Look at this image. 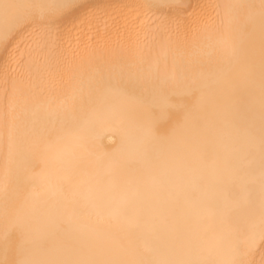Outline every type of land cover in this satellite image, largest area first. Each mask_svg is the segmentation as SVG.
Returning <instances> with one entry per match:
<instances>
[{"label":"bare ground","instance_id":"6f19581e","mask_svg":"<svg viewBox=\"0 0 264 264\" xmlns=\"http://www.w3.org/2000/svg\"><path fill=\"white\" fill-rule=\"evenodd\" d=\"M8 2L45 7L0 23V113L6 80L26 97L0 236L71 259L229 258L260 212V154L245 137L253 127L258 145L260 0ZM238 4L256 6L254 23L227 7ZM120 61L151 78L110 70ZM7 152L0 138V181ZM251 259L264 264L259 242Z\"/></svg>","mask_w":264,"mask_h":264},{"label":"snow or ice","instance_id":"6c2138e0","mask_svg":"<svg viewBox=\"0 0 264 264\" xmlns=\"http://www.w3.org/2000/svg\"><path fill=\"white\" fill-rule=\"evenodd\" d=\"M44 5L34 3H10L8 0H0V23L5 28L12 24L22 23L24 21L34 18L33 10L43 8ZM57 8L68 7L67 0L55 5ZM228 8L248 9L247 19L255 22L254 5H228ZM259 23L262 32H264V0L259 2ZM43 18V14H41ZM47 47V46H45ZM44 50H41L43 55ZM120 75L135 74L137 77L151 78V70L145 69L141 64L133 65L127 61L118 62L112 69ZM174 78V77H170ZM8 81H5V89L3 101L5 109L0 113V138H3L7 144V163L5 174L2 181H0V193L7 197L9 185L12 180L10 165L14 155L23 147L21 136V129L19 124L20 111L22 105L26 101L21 90L13 82L10 87L7 86ZM247 139V146L252 155L258 148L260 154V212L258 222L253 219L250 220L242 231L238 232L236 241L231 246V253L229 258L223 260H156V259H141L132 261H105L95 259H71L65 255L57 252H40L33 250H24L19 247L12 236L11 229L4 232L0 236V264H254L251 256L257 249V244L264 255V90H262L261 103V124L259 130L258 145L256 142V135L253 127H249L245 131ZM75 138V137H74ZM71 154V147L69 143H64L55 147L54 159L57 162H62L65 156ZM255 179H250L249 183L254 184ZM251 191V189H249Z\"/></svg>","mask_w":264,"mask_h":264}]
</instances>
